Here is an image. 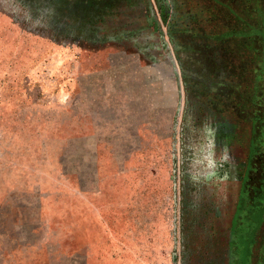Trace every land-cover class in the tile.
<instances>
[{
	"label": "rangeland",
	"instance_id": "1",
	"mask_svg": "<svg viewBox=\"0 0 264 264\" xmlns=\"http://www.w3.org/2000/svg\"><path fill=\"white\" fill-rule=\"evenodd\" d=\"M0 264H264V0H0Z\"/></svg>",
	"mask_w": 264,
	"mask_h": 264
},
{
	"label": "trees",
	"instance_id": "2",
	"mask_svg": "<svg viewBox=\"0 0 264 264\" xmlns=\"http://www.w3.org/2000/svg\"><path fill=\"white\" fill-rule=\"evenodd\" d=\"M256 115H257V114H255V117H254V123H255L254 125L257 126V124H256L257 121L255 120ZM254 130H255V128H254ZM255 141H256V136H254L253 139H252V142H253V143H255Z\"/></svg>",
	"mask_w": 264,
	"mask_h": 264
}]
</instances>
